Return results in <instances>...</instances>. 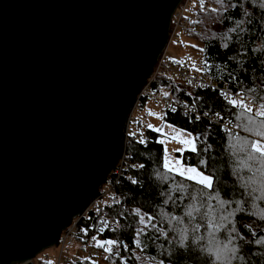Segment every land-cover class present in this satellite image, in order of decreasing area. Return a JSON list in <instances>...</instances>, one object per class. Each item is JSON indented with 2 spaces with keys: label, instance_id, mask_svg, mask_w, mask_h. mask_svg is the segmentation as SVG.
Returning <instances> with one entry per match:
<instances>
[{
  "label": "water",
  "instance_id": "1",
  "mask_svg": "<svg viewBox=\"0 0 264 264\" xmlns=\"http://www.w3.org/2000/svg\"><path fill=\"white\" fill-rule=\"evenodd\" d=\"M180 1L0 0V264L55 246L116 166Z\"/></svg>",
  "mask_w": 264,
  "mask_h": 264
},
{
  "label": "trees",
  "instance_id": "2",
  "mask_svg": "<svg viewBox=\"0 0 264 264\" xmlns=\"http://www.w3.org/2000/svg\"><path fill=\"white\" fill-rule=\"evenodd\" d=\"M204 1L208 8L205 11H194L193 24L199 28L200 36L186 35L198 40L205 49L200 52V71L203 76L212 83H219L220 87L232 94L246 93L249 88H257L260 94H264V52L255 51L264 46V8L260 6L259 0H223L222 4H218L217 0ZM237 21L243 23L236 32H231L230 29L236 27ZM225 37L230 39L226 40ZM226 43L227 48L224 47ZM233 77L236 79L233 80ZM150 88L203 116L194 120L177 110L168 111L161 117L162 122L168 125L192 135H201V140L196 141L197 152L185 151L181 157L182 164L197 167L205 174L214 172L223 198L245 199L233 174L234 157L229 154L230 150H226L230 143H235L232 139L234 136L224 133L217 122L207 119L215 114L228 123L231 121L229 124L235 128L237 136H248V133L235 127L239 123L236 120L238 110L224 101L216 90L189 87L174 79L156 78ZM157 138L155 132L145 129L142 134L143 143L132 135H128L124 142V168L117 179L115 195L104 213L118 222V229L99 232V226L96 223L94 225L99 238L117 242L112 255L107 254L106 264H137L132 256L135 248L164 264H208L207 257L199 254L197 247L190 243L188 249H180L175 239L176 233L169 230L168 214L183 216L187 201L181 202L179 193L171 190L172 181L163 179V176L172 174L162 167V147ZM209 145V151L205 152L204 148ZM200 159H206L207 166H201ZM174 179L182 178L175 176ZM184 183L191 182L185 180ZM169 196L173 199L169 200ZM250 203L246 205L249 211ZM140 215L153 217L143 230H139ZM235 226L238 234L244 237L238 242L247 264H264V246L254 242L264 236V221L249 216L248 212H242L237 213ZM252 232L256 233L255 237L251 235ZM137 240L140 242L139 247ZM37 261L38 264H48L44 260ZM80 264L94 263L84 260Z\"/></svg>",
  "mask_w": 264,
  "mask_h": 264
},
{
  "label": "snow or ice",
  "instance_id": "3",
  "mask_svg": "<svg viewBox=\"0 0 264 264\" xmlns=\"http://www.w3.org/2000/svg\"><path fill=\"white\" fill-rule=\"evenodd\" d=\"M217 3L222 4L223 0H217ZM259 3L264 8V0H259ZM201 7L203 8V5ZM232 7H236V5H232ZM212 11L215 12L216 9H212ZM247 15L246 12L245 16ZM242 23L243 21H237L236 27L230 31L236 32ZM225 39L228 40L230 37H225ZM224 47L227 48L228 44L226 43ZM200 51L204 52L205 49L202 48ZM255 51L264 52V46L255 49ZM176 63L180 62L177 61ZM206 67H211V65H206ZM216 67L219 68L220 66L216 65ZM232 79L235 80L236 78L233 77ZM248 93L254 95H248ZM222 95L228 96V103L233 108L238 109L236 120L239 123L235 127L248 133V136L232 137L235 143H230L226 149L230 150L229 154L234 157L233 174L245 199L223 198L217 187L214 172L205 174L197 167L182 164L179 159L175 162L171 161L165 147L163 168L172 175H165L163 179L172 181L171 190L179 193L181 202L187 201L184 205L183 216L168 214L169 230L176 233L175 239L180 249H188L190 243L197 247L199 254L207 257L208 264H247L238 242L244 237L237 232L235 217L237 213L248 212L249 216L264 221V206H262L264 205V94H260L257 88H249L246 93L238 92L236 94L240 97L239 99L232 98L228 93H222ZM149 127L152 126L149 125ZM156 131L160 130L156 129ZM183 137L184 134L178 131L170 138L184 146L177 150L181 157L185 151L197 152L196 141L201 140V138L199 136L192 137L190 133L187 134L188 138ZM249 137L255 138L249 139ZM138 142L143 143L144 141L141 139ZM158 143L165 144L166 141L160 140ZM210 147V145L205 147L204 151H209ZM199 164L207 166L208 161L200 159ZM140 167L142 168L143 165ZM175 176L182 179L175 180ZM185 180L191 183H184ZM133 183L136 181L133 180ZM168 199L172 200L173 198L169 196ZM249 201L251 202L249 205L251 211L246 207ZM185 217L187 223H185ZM152 219L153 217H148L149 221ZM140 222L144 223V217H140ZM98 231L103 232L104 229L101 228ZM251 235L255 237L256 233L252 232ZM92 240L95 242V247L103 249L108 256L112 255L113 248L117 246V242L111 239L101 241L93 236ZM169 242L171 243V241ZM254 242L258 246H264V236L255 239ZM139 246L140 242L137 240V247ZM108 256L105 258L107 259ZM160 264H164V262L160 261Z\"/></svg>",
  "mask_w": 264,
  "mask_h": 264
},
{
  "label": "built area",
  "instance_id": "4",
  "mask_svg": "<svg viewBox=\"0 0 264 264\" xmlns=\"http://www.w3.org/2000/svg\"><path fill=\"white\" fill-rule=\"evenodd\" d=\"M203 5V8L201 7ZM208 4L204 0H181L174 9L169 24L168 39L165 48L158 56L152 73L145 81L144 85L139 90L135 101L127 116L124 127L123 145L128 135L139 139V134L131 132V125H140L139 121L133 117L136 111H140L146 101H150L159 106V113L161 117L168 111L174 112L179 110L183 116L192 117L194 120L197 117H203L196 111L189 107L180 106L178 103L172 102L169 98L152 91L150 84L159 77L174 79L189 87H197L201 89L216 90L221 98L228 102V96L222 93H228L234 99L240 97L229 93L219 83H212L208 78L204 77L201 71H192L185 63H176L168 59L167 51L172 46V42L177 43L179 35L200 36V30L193 24L194 11L200 9L205 11ZM235 110H238L234 108ZM210 122H217L221 130L226 134L237 136L235 128L230 125L227 120L220 119L217 115H210L208 118ZM143 129H147L143 125ZM124 168V154L110 171L103 184L97 189L95 195L89 200L84 210L77 216L73 217L67 227H65L55 244L56 256L55 261L51 264H80L84 260H89L94 264H101L105 262L107 254L103 249L96 248L92 237L95 236L98 240L103 241L98 237V231L95 230V223L99 229L103 228L107 231H114L118 229V222L106 216L105 210L110 206L111 199L115 195V186L117 179ZM107 225V226H106ZM83 230V231H82ZM100 232V231H99ZM46 260L47 256H43ZM33 264H38V261L33 260Z\"/></svg>",
  "mask_w": 264,
  "mask_h": 264
},
{
  "label": "rangeland",
  "instance_id": "5",
  "mask_svg": "<svg viewBox=\"0 0 264 264\" xmlns=\"http://www.w3.org/2000/svg\"><path fill=\"white\" fill-rule=\"evenodd\" d=\"M200 49H202L201 44L198 42V40L192 39L189 36L186 35H179L177 39V43L172 42V46L167 51V57L169 60L173 62L179 61L180 63H185L188 65V67L192 71H200L201 68V55H200ZM133 117L139 121L140 125H131L130 130L131 132H136L139 134V139H142L143 134V125H146V128L155 132L158 135L157 140H165V144H161L162 147V167L164 163V157H165V147L168 150V158L175 162V160L179 159L181 160V154L178 149H181L184 147L183 145L177 143L176 141H172L170 138L176 134V132H181L184 134L183 138H188L187 134L188 132L178 129L176 127H173L171 125H168L161 120V115L159 113V106L155 103H152L150 101H146L143 108L140 111H136L133 114ZM149 125L152 127L150 128ZM156 129H159L160 131H156ZM192 137L194 135L191 134ZM251 139L255 137H250ZM144 217V223L142 224L140 222L139 230H143L147 223H148V217H145L143 215H140V217ZM134 243H136L134 241ZM43 256H47V259L44 260ZM56 256V247H50L45 250H43L41 253H39L35 260H44L46 263L49 264V262H54ZM132 256L134 260L137 262V264H160L159 261L154 260L152 258L147 257L146 255L142 254L139 249H134L132 251ZM34 260V259H33ZM32 260V263H33ZM101 264H106L105 262Z\"/></svg>",
  "mask_w": 264,
  "mask_h": 264
}]
</instances>
